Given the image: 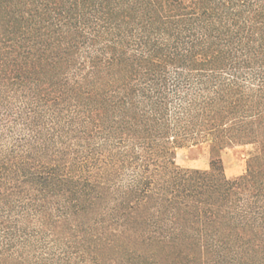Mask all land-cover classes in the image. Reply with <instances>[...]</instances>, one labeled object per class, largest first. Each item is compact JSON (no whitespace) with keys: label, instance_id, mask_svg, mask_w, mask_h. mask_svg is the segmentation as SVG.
I'll return each instance as SVG.
<instances>
[{"label":"trees","instance_id":"obj_1","mask_svg":"<svg viewBox=\"0 0 264 264\" xmlns=\"http://www.w3.org/2000/svg\"><path fill=\"white\" fill-rule=\"evenodd\" d=\"M0 264H264V0H0Z\"/></svg>","mask_w":264,"mask_h":264},{"label":"rangeland","instance_id":"obj_2","mask_svg":"<svg viewBox=\"0 0 264 264\" xmlns=\"http://www.w3.org/2000/svg\"><path fill=\"white\" fill-rule=\"evenodd\" d=\"M252 145H234L223 149L221 158L224 172L228 178H235L246 172L247 159L253 153ZM215 154L207 142L187 144L174 151V162L182 168L209 169Z\"/></svg>","mask_w":264,"mask_h":264}]
</instances>
